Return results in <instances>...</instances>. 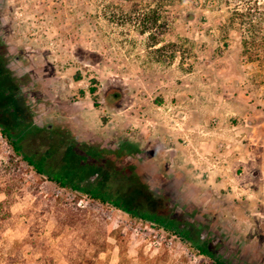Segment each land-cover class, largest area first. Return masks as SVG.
Segmentation results:
<instances>
[{
	"label": "rangeland",
	"instance_id": "374dc122",
	"mask_svg": "<svg viewBox=\"0 0 264 264\" xmlns=\"http://www.w3.org/2000/svg\"><path fill=\"white\" fill-rule=\"evenodd\" d=\"M202 2L0 0V128L67 183L36 174L0 133V175L15 186L2 237L28 241L4 244L0 264H264V164L252 193L207 190L119 136V107L173 84L264 112V15L248 34L263 47L244 54L241 23ZM93 143L120 148L122 167L115 152L84 159Z\"/></svg>",
	"mask_w": 264,
	"mask_h": 264
},
{
	"label": "crops",
	"instance_id": "0c3cea01",
	"mask_svg": "<svg viewBox=\"0 0 264 264\" xmlns=\"http://www.w3.org/2000/svg\"><path fill=\"white\" fill-rule=\"evenodd\" d=\"M159 92L158 100L134 96L119 107V136L147 145L172 168L201 176L207 190L254 192L253 168L264 164V112L257 100L240 112L235 94L209 103L204 96L188 97L182 84ZM212 117L217 127L210 126Z\"/></svg>",
	"mask_w": 264,
	"mask_h": 264
},
{
	"label": "trees",
	"instance_id": "16d2710c",
	"mask_svg": "<svg viewBox=\"0 0 264 264\" xmlns=\"http://www.w3.org/2000/svg\"><path fill=\"white\" fill-rule=\"evenodd\" d=\"M262 0H203V4L207 5L209 7H215L217 4L223 3L226 5L227 9V19L229 21H239L241 23V30L243 31L244 35L241 39V46L243 49V53L247 54L250 49H254L255 51L259 50L261 47H263V44H257L254 40V38H251V40H248V34L250 36L254 35L256 27V22H258L261 17L264 15V11L260 9ZM247 25V26H246ZM245 26V27H243ZM258 56V55H256ZM257 59V58H256ZM253 60V59H250ZM259 60V59H257ZM94 88H89V93L91 94L93 106H96L95 100H94ZM0 133L3 135V137L8 141L12 152L15 156H21V149L18 143L15 140H12L9 136H7L6 131L2 128H0ZM82 150L86 152L84 159H87L88 155H93L96 157H102V154H105L109 158V155L112 152H115V154L118 155L117 158H119V164L121 163L123 155L121 154L122 150L119 148V152L112 150L111 148L104 146L99 143H93L91 145L85 144L82 145ZM116 155V156H117ZM49 154L41 155L40 157L34 159L32 157H28L25 155H22L21 160L26 162L27 165L32 167L34 172L39 175H46L47 179L49 181H52L56 183L60 187H66L67 183L65 180L59 175L58 173L54 172L53 169L46 170L45 167L47 166V157ZM122 167V164H120ZM122 169V168H121ZM134 180V178L132 179ZM15 186L13 183L9 182L7 179H4L0 175V192L4 194V198L0 200V259L2 258L3 248L2 246L4 244H9L12 249H17L18 251H23L25 247V243L27 244V240H20V241H13L9 242L6 239H3L2 233L5 228L9 227V217L11 216L10 212V203L11 200L9 199V196L12 192V189ZM91 192L94 191V189H90ZM101 201L103 199L98 198ZM114 203V202H112ZM202 253L204 252V249L201 248L200 250ZM37 262H40L41 259H37Z\"/></svg>",
	"mask_w": 264,
	"mask_h": 264
},
{
	"label": "flooded vegetation",
	"instance_id": "af4514ba",
	"mask_svg": "<svg viewBox=\"0 0 264 264\" xmlns=\"http://www.w3.org/2000/svg\"><path fill=\"white\" fill-rule=\"evenodd\" d=\"M161 176H163V174H161ZM165 183V182H164Z\"/></svg>",
	"mask_w": 264,
	"mask_h": 264
}]
</instances>
